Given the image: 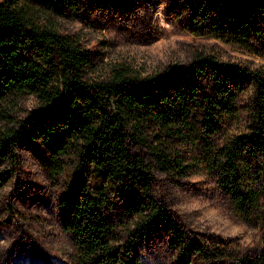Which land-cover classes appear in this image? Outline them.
I'll use <instances>...</instances> for the list:
<instances>
[{
	"label": "trees",
	"instance_id": "obj_1",
	"mask_svg": "<svg viewBox=\"0 0 264 264\" xmlns=\"http://www.w3.org/2000/svg\"><path fill=\"white\" fill-rule=\"evenodd\" d=\"M64 4L0 0V159L37 128L53 174L73 156L76 186L58 202L72 264H139L138 242L161 231L185 264H264V66L198 51L151 74L113 62L92 75L79 39L46 17ZM185 27L264 59V0H190ZM194 172L260 230L255 252L190 239L154 197L156 173L178 183Z\"/></svg>",
	"mask_w": 264,
	"mask_h": 264
},
{
	"label": "rangeland",
	"instance_id": "obj_2",
	"mask_svg": "<svg viewBox=\"0 0 264 264\" xmlns=\"http://www.w3.org/2000/svg\"><path fill=\"white\" fill-rule=\"evenodd\" d=\"M66 2L58 14L47 13L46 17L60 32L79 39L91 60L92 75L113 62L140 75L151 74L168 63H186L198 51L211 52L222 61L264 66L261 57L188 32L185 23L190 0ZM237 92V106L244 109L249 86L243 84ZM19 106L22 111L31 108V97ZM66 156L63 172L53 174L37 128L0 159V264H72L70 234L61 228L58 217L60 198L76 186L73 156ZM84 174L92 183L91 172ZM177 182L156 173L152 192L190 239L231 241L252 252L259 248L260 230L232 214L213 177L194 172ZM136 251L139 264H185L162 231L140 240Z\"/></svg>",
	"mask_w": 264,
	"mask_h": 264
}]
</instances>
